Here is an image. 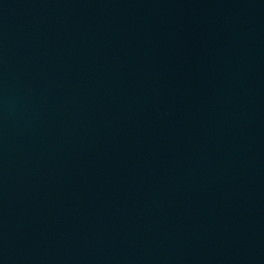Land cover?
<instances>
[{
  "label": "water",
  "instance_id": "water-1",
  "mask_svg": "<svg viewBox=\"0 0 264 264\" xmlns=\"http://www.w3.org/2000/svg\"><path fill=\"white\" fill-rule=\"evenodd\" d=\"M0 264H264V0H0Z\"/></svg>",
  "mask_w": 264,
  "mask_h": 264
}]
</instances>
